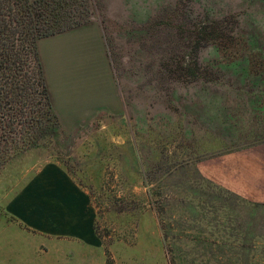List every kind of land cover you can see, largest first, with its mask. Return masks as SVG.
<instances>
[{
	"label": "rangeland",
	"instance_id": "obj_1",
	"mask_svg": "<svg viewBox=\"0 0 264 264\" xmlns=\"http://www.w3.org/2000/svg\"><path fill=\"white\" fill-rule=\"evenodd\" d=\"M90 2L124 109L0 169V264H264V0ZM224 2L236 32L197 45ZM194 55L198 78L186 75ZM48 163L89 191L97 243L52 239L9 212Z\"/></svg>",
	"mask_w": 264,
	"mask_h": 264
},
{
	"label": "crops",
	"instance_id": "obj_2",
	"mask_svg": "<svg viewBox=\"0 0 264 264\" xmlns=\"http://www.w3.org/2000/svg\"><path fill=\"white\" fill-rule=\"evenodd\" d=\"M38 48L63 127L82 126L99 114L123 111V94L97 21L41 38ZM8 209L20 223L52 239L98 242L97 210L91 195L61 164L48 163L37 170L11 199Z\"/></svg>",
	"mask_w": 264,
	"mask_h": 264
},
{
	"label": "trees",
	"instance_id": "obj_3",
	"mask_svg": "<svg viewBox=\"0 0 264 264\" xmlns=\"http://www.w3.org/2000/svg\"><path fill=\"white\" fill-rule=\"evenodd\" d=\"M226 3L224 11L202 18L197 45L216 43L236 32L228 26L232 12ZM91 5L90 0H0V169L20 151L63 130L38 42L90 21ZM193 61L184 74L198 78L197 56Z\"/></svg>",
	"mask_w": 264,
	"mask_h": 264
}]
</instances>
